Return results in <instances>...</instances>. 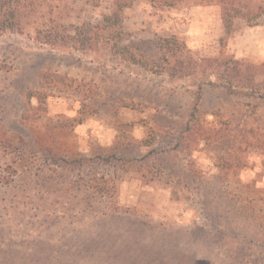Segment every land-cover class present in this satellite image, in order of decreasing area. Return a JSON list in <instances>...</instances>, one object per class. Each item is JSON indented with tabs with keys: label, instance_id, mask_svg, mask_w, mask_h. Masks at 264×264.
I'll return each instance as SVG.
<instances>
[{
	"label": "rangeland",
	"instance_id": "374dc122",
	"mask_svg": "<svg viewBox=\"0 0 264 264\" xmlns=\"http://www.w3.org/2000/svg\"><path fill=\"white\" fill-rule=\"evenodd\" d=\"M116 1L46 18L97 41ZM121 15L98 49L0 35V264H264V24L227 34L192 0ZM223 57L257 68L226 84L204 72Z\"/></svg>",
	"mask_w": 264,
	"mask_h": 264
},
{
	"label": "trees",
	"instance_id": "16d2710c",
	"mask_svg": "<svg viewBox=\"0 0 264 264\" xmlns=\"http://www.w3.org/2000/svg\"><path fill=\"white\" fill-rule=\"evenodd\" d=\"M169 5H174L177 2H187L190 0H162ZM196 5H205L218 8L221 18L223 20L225 31L227 34L231 33L235 18L246 19L251 25L264 24V6L259 4L251 6L245 0H192ZM130 0H117L116 7L112 14L104 16L103 21L95 26L102 35L105 45L110 43H118L122 37V15L121 11L124 7L129 5ZM54 7L49 4V0H0V35L7 32H22L28 25H36L37 38L39 41L53 46L72 47L80 42L79 48H92L98 49L100 40L97 41L92 38H84L77 36L76 33H71L65 24L58 23L55 19L52 20L47 17V13L52 14ZM170 55L178 57L174 53ZM179 58V57H178ZM191 57L180 56L179 67L184 75H189L194 72L188 71V68L196 69L195 65L191 66ZM251 66V67H250ZM252 65H245L244 63L231 60L230 58L223 57L208 59V63L204 66V72L210 70L216 73L220 79L227 80L226 84L239 80L243 83L246 79V72H253ZM254 68H257L256 66ZM174 68L172 67L173 71ZM171 74V73H170ZM231 80V81H230Z\"/></svg>",
	"mask_w": 264,
	"mask_h": 264
}]
</instances>
